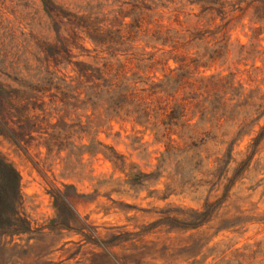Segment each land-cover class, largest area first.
<instances>
[{
    "label": "rangeland",
    "instance_id": "obj_1",
    "mask_svg": "<svg viewBox=\"0 0 264 264\" xmlns=\"http://www.w3.org/2000/svg\"><path fill=\"white\" fill-rule=\"evenodd\" d=\"M54 1L65 13L51 16L42 0H0V80L18 84L14 77L32 76L42 84L45 45L64 43L70 51L62 48L66 58L59 64L50 56V68L71 81L76 60L112 57L87 30L102 26L126 31L141 9L136 3L153 7L146 9L153 28L181 36L173 52L198 58L195 76L230 75L248 90L260 86L264 94V21L256 13L261 0H243V9L228 5L225 16L216 9L202 10L207 4L219 6L205 1ZM224 31L227 41H217L214 36ZM129 44L132 47L125 50ZM122 48L113 59L124 58L126 51L161 52L172 45L150 40L140 30ZM170 63L177 65L172 57ZM75 94L62 100L57 88L48 90L44 109L36 111L42 131H34V138L23 146L0 135V151L20 172L22 209L35 228L14 235L0 230V264H264V136L228 188L224 177L251 153L248 145L264 125V115L240 135L229 171L216 170V158L225 154L227 144L214 140L201 147L198 157L204 164L199 169L187 162L186 168H176L174 159L161 167L168 136H157L156 129L128 119L111 118L105 105L94 108ZM78 96L83 98L85 92ZM238 127L226 123L217 129L219 138L231 139ZM172 137L182 143L177 133ZM111 149L122 154L124 168L106 156ZM160 170V176L143 179L140 173L138 183L129 182L136 172ZM68 184L74 186L69 191L79 194L70 198L80 214L74 227L55 220L58 209L52 192L66 190ZM206 209L208 215L203 214Z\"/></svg>",
    "mask_w": 264,
    "mask_h": 264
},
{
    "label": "trees",
    "instance_id": "obj_2",
    "mask_svg": "<svg viewBox=\"0 0 264 264\" xmlns=\"http://www.w3.org/2000/svg\"><path fill=\"white\" fill-rule=\"evenodd\" d=\"M42 1L51 16L65 13L54 0ZM191 1L219 3V6L203 5L202 10L216 9L224 16L228 13V5H232L233 9L244 8L240 5L243 0ZM134 7L141 9L135 21L127 24L126 31L122 30V27L116 29L108 27L105 30L102 26H93V31L87 30L89 36L107 49L112 57L93 62L76 60V76L71 81L57 76L56 71L50 68V56L54 58L55 64H59L63 58H66L61 54L62 48L64 47L67 52L70 51L64 43L45 45L48 57L45 66L46 75L42 77V84L34 82L32 76L14 77L18 84L0 80V135L7 134L21 146L34 138V131H42L40 130L42 126L38 122L40 114L36 111L44 109L43 97L48 90L55 87L63 94L62 100L69 97L70 92L75 91L77 100L83 103H90L94 108L100 104L105 105L111 118L128 119L156 129L157 136H168L161 157V167L167 160L174 159L176 168H186L187 162L193 168L199 169L204 164L203 159L198 157L202 151L201 147L214 140L216 144H227L225 154L216 158L218 164L216 170L229 171L240 135L252 130L264 115V102L258 101L264 99V94L260 95L261 87L248 90L244 84L236 82L234 77L220 73L195 76L199 66L198 58L173 52L179 49L182 43L181 36L174 35L170 29L153 28L150 25L151 21L148 20L150 14L146 9L150 10L152 6L147 4L139 6L135 3ZM256 13L258 19L264 21V0L256 4ZM75 16L81 18L82 15L75 14ZM228 22L229 20L226 21ZM121 23L126 24L124 21ZM226 26L227 24H224V27ZM221 27L223 28V25ZM140 30L150 40H162L164 45L169 43L172 48L163 49L161 52L158 51L161 48L151 52L144 50L139 54H132L134 52L129 54L126 51L128 54L124 58L113 59L114 55L118 56L119 50H129L132 47L129 44L127 48H122L125 43L136 39ZM217 31L219 30L214 32ZM214 37L217 41L228 39L226 31ZM171 57L177 65L170 63ZM193 62L197 64L192 66ZM158 71H161L163 76H160ZM74 79L75 84L72 82ZM82 92H85V96L79 98L78 95ZM51 94L57 95V93ZM254 113H257V116L253 117ZM228 122L237 123L238 129L231 139L219 138L217 129ZM206 124L210 126L207 127ZM173 133L179 135L182 143L172 137ZM263 136L264 125L248 145L252 147L251 153L234 167L231 176H224L228 179L227 188L248 165ZM104 153L116 167L124 168L125 160L122 154L114 149ZM207 170L208 173L215 174L214 169ZM140 173L143 179H148L156 174L160 176L161 170L154 173L136 172V177L134 176L129 182L138 183ZM221 178L222 176H219V179ZM72 186L73 184H68L66 190L55 188L52 192L58 209L55 220L63 227H74L73 224H77L80 220V214L70 203L71 196H79L76 190L69 191V187ZM22 204L20 172L0 151V230L2 232L14 235L35 230L31 219L22 209ZM209 212L210 210L206 209L203 214L208 215Z\"/></svg>",
    "mask_w": 264,
    "mask_h": 264
}]
</instances>
